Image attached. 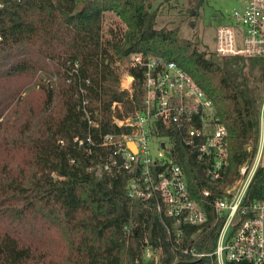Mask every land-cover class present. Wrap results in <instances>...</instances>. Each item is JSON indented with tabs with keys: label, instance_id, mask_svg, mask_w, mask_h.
I'll return each mask as SVG.
<instances>
[{
	"label": "trees",
	"instance_id": "obj_1",
	"mask_svg": "<svg viewBox=\"0 0 264 264\" xmlns=\"http://www.w3.org/2000/svg\"><path fill=\"white\" fill-rule=\"evenodd\" d=\"M0 2V264H156L145 258L147 240L161 248L158 264H217L210 252L219 225L208 222L198 237L196 248L207 254L178 253L161 214L127 195L128 174L99 177L88 170L93 155L74 139L88 131L77 109L78 80L92 79L101 129L115 131L113 101H121L125 112L142 104V69L128 66L135 77L131 92L121 87L118 60L144 50L184 66L214 99L229 129L230 165L220 193L259 141L264 59L221 56L184 36L179 25L159 26L157 9L146 0ZM112 12L123 25L112 22L105 30ZM178 146L198 196L212 185L188 148ZM249 193L264 197L263 167ZM193 231L188 226L185 237Z\"/></svg>",
	"mask_w": 264,
	"mask_h": 264
},
{
	"label": "built area",
	"instance_id": "obj_2",
	"mask_svg": "<svg viewBox=\"0 0 264 264\" xmlns=\"http://www.w3.org/2000/svg\"><path fill=\"white\" fill-rule=\"evenodd\" d=\"M214 40L218 55L264 59V0H244L242 6L235 7L228 20L218 26ZM79 64L74 62L73 71ZM128 66L142 69V104L125 112L121 101H113L115 131L101 129V112L92 104V79L78 80L77 109L88 131L74 139L93 155L88 170L99 177L128 174L127 195L161 214L168 240L178 253L207 254L196 248V242L207 223L213 222L219 229L210 253L217 264H264V197L249 193L257 170L264 168V96L257 146L219 193V185L228 174L230 146L228 126L214 99L184 66L163 54L134 50ZM134 79L127 69L123 88L132 92ZM178 142L194 155L206 183L212 185L204 186L198 196L190 190L186 167L178 160ZM98 146L104 150L95 151ZM188 226H194V231L186 238ZM159 251L161 248L147 240L146 259L153 258L158 264Z\"/></svg>",
	"mask_w": 264,
	"mask_h": 264
},
{
	"label": "rangeland",
	"instance_id": "obj_3",
	"mask_svg": "<svg viewBox=\"0 0 264 264\" xmlns=\"http://www.w3.org/2000/svg\"><path fill=\"white\" fill-rule=\"evenodd\" d=\"M146 2L152 9H157L159 26L179 25L184 36L199 41L202 47L212 51L211 47L215 49L214 37L218 26L227 21L233 9L242 6L244 0H203L202 2L201 0H146ZM194 9H198V13H193ZM109 14L110 17L104 19L105 30L112 22L123 25L118 14L113 12ZM128 63L129 61H117L121 87ZM159 252L161 254V251Z\"/></svg>",
	"mask_w": 264,
	"mask_h": 264
},
{
	"label": "flooded vegetation",
	"instance_id": "obj_4",
	"mask_svg": "<svg viewBox=\"0 0 264 264\" xmlns=\"http://www.w3.org/2000/svg\"><path fill=\"white\" fill-rule=\"evenodd\" d=\"M208 45V44H207ZM209 46V45H208ZM211 49H213L212 47H211Z\"/></svg>",
	"mask_w": 264,
	"mask_h": 264
}]
</instances>
